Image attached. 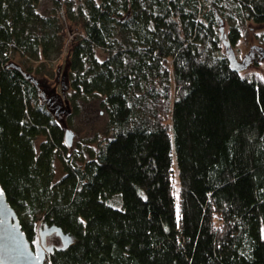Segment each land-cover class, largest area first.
<instances>
[{
    "label": "trees",
    "instance_id": "obj_1",
    "mask_svg": "<svg viewBox=\"0 0 264 264\" xmlns=\"http://www.w3.org/2000/svg\"><path fill=\"white\" fill-rule=\"evenodd\" d=\"M52 1L0 0V191L31 250L56 229L43 264H264V80L218 24L235 45L264 0ZM63 49L72 116L107 119L74 155L39 82Z\"/></svg>",
    "mask_w": 264,
    "mask_h": 264
},
{
    "label": "rangeland",
    "instance_id": "obj_2",
    "mask_svg": "<svg viewBox=\"0 0 264 264\" xmlns=\"http://www.w3.org/2000/svg\"><path fill=\"white\" fill-rule=\"evenodd\" d=\"M52 0H41L38 11L44 13L51 9ZM62 19L64 18L63 14ZM63 23V41L71 42L80 33L77 24ZM224 40L228 41L227 34L229 26L226 23L221 25ZM240 39L235 45L230 46L233 53V62L238 65L237 71L241 76L258 77L264 80V24L255 25L252 23H240ZM221 50L227 57L226 49L221 44ZM66 52L63 49L61 55L48 62V73L39 79L42 94L49 100V107L54 114L55 122L63 130L70 135L71 146L68 148L67 155H74L76 152H84L86 147H91L95 142L103 140L107 137L106 133V115L99 107V100H89L79 103V114L72 116L70 105L67 102V94L69 90L66 88V80L64 77ZM42 141L39 138L36 141L38 145ZM64 174L62 161L55 162V181L59 180ZM1 194V193H0ZM49 237V238H47ZM46 237V245L60 246L59 237ZM40 234L35 246L34 255L39 257L45 252L40 246Z\"/></svg>",
    "mask_w": 264,
    "mask_h": 264
},
{
    "label": "water",
    "instance_id": "obj_3",
    "mask_svg": "<svg viewBox=\"0 0 264 264\" xmlns=\"http://www.w3.org/2000/svg\"><path fill=\"white\" fill-rule=\"evenodd\" d=\"M219 35L222 39V45L226 49L232 69L238 70L233 62V53L230 49V44L224 40L222 31V22L219 21ZM65 145L71 146L70 135L65 133ZM0 264H43L45 254L51 252L52 247L46 245V237L56 234L61 240V244L65 246L67 239L56 230H45L40 233L42 247L45 252L39 257H35L34 252L31 250L29 243L25 239L23 233L20 230L16 215L14 211L7 205L5 198L0 191Z\"/></svg>",
    "mask_w": 264,
    "mask_h": 264
}]
</instances>
